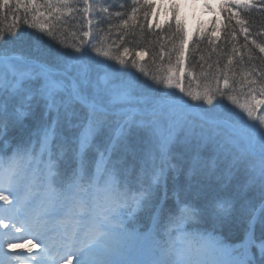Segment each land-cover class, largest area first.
Returning a JSON list of instances; mask_svg holds the SVG:
<instances>
[{
  "label": "snow or ice",
  "instance_id": "1",
  "mask_svg": "<svg viewBox=\"0 0 264 264\" xmlns=\"http://www.w3.org/2000/svg\"><path fill=\"white\" fill-rule=\"evenodd\" d=\"M78 2L44 0L41 5L39 0H15L17 8L30 7L39 16L44 15L41 7L48 9L50 16L62 9L82 12L89 26L93 24L90 14L109 13L108 6H95L89 0H82L83 8L74 7ZM8 3L9 0H3L0 8ZM144 3L149 9L153 7L150 0ZM256 3L257 0H223L220 4L228 13L229 26L235 20L244 34V47L250 39L249 29L240 18L241 13L233 9L243 11ZM259 4L264 9V0H259ZM171 9L179 36V47L174 46L179 66L183 63L187 33L178 16L179 4L173 2ZM132 11L135 13L136 9ZM123 24L127 26L128 21ZM40 31L53 35L45 25L40 26ZM90 34L91 27L83 32V37ZM230 35L234 40L235 27ZM21 39L16 32L0 29V130L7 126L9 117L17 122L26 118L34 103L43 102L46 114L54 113L55 118L43 126L40 155H34L31 147L21 146L8 157L0 156V264H16L20 259H28L31 264H56L61 250L68 264L73 257L75 264H264V233L259 242L255 234L258 223L264 229V115L260 114L264 106V79L247 81L250 99L239 103L227 90L230 87L227 72L223 74V88L219 86L220 77H216L215 88L206 86L197 92L186 89L171 69L166 76L149 77L135 58L129 65L124 56H113L102 43L90 46L87 39L65 45L72 50H57L51 59L20 56L3 48L4 43ZM251 43L264 53V45L256 40ZM233 51L238 50L234 47ZM128 52L124 48L125 55ZM139 55L137 52L136 56ZM112 60L121 68L109 65L111 71L105 70L104 76L99 77L98 67ZM129 66L149 77L152 83L141 80L135 73L125 77L123 69ZM260 75L264 77V73ZM157 85L178 89L182 95L176 92L155 95L154 92H159ZM257 94L262 99H257ZM225 98L240 110L234 117L221 115L224 111L221 102ZM10 101L15 102L11 112ZM141 101L144 107L140 106ZM198 101L210 107L192 103ZM117 106L126 109L121 113L124 123L117 134L105 136L109 114ZM194 107L200 111L194 114ZM162 120L179 128L183 138L178 139L172 132L164 135L160 130ZM62 126L74 130V134L58 137L57 128ZM134 129L143 132L145 144L139 149L137 179L141 188L130 196L117 180L118 169L111 163V157L122 148L135 158L137 149L128 143ZM54 141H58L56 147L61 154L70 155L73 160L74 167L67 178L60 177L52 159ZM178 143L183 149L180 152L175 151ZM93 151L97 154L96 171L89 174L92 164L89 153ZM45 152L46 162L41 160ZM240 172L243 181L238 177ZM181 176L183 185L176 183ZM169 179L174 184L179 213L169 215L161 228L163 207L156 193L164 188L167 195ZM253 188L259 190L260 208L249 207L243 213V238L238 244L187 231L188 223L205 215L217 220L230 218L238 200ZM181 192L190 193L191 199L185 196L180 200ZM210 192L216 194L210 197ZM99 193L104 194L103 198ZM141 210L149 212L150 219L158 225L156 229L139 233L125 226V216H134ZM21 231L39 240L37 244L27 241L32 244L27 257L9 251L23 247L10 239ZM148 241L151 246L146 248ZM32 248L39 251L32 254Z\"/></svg>",
  "mask_w": 264,
  "mask_h": 264
},
{
  "label": "trees",
  "instance_id": "2",
  "mask_svg": "<svg viewBox=\"0 0 264 264\" xmlns=\"http://www.w3.org/2000/svg\"><path fill=\"white\" fill-rule=\"evenodd\" d=\"M2 2L3 0H0V3ZM89 2L95 6L109 7L107 14L98 11L90 14L89 18L93 21L91 26L83 18V13L79 11L69 12L67 9H62L60 13L53 12L50 16L49 10L41 7L40 11L44 15L39 16L30 7L21 6L17 8L15 0H9L7 7L0 8V29L6 33L9 31L16 32L23 39L6 42L3 44V48L14 51L20 56L30 55L51 59L57 50H72L70 47L65 48V45L76 44L79 39H87L90 46H99L102 43L113 56H124L129 61V65L131 59L135 58L144 71L149 73V77L166 76L171 69L174 76L181 78L183 86L192 91H202L206 86L215 88L217 86L216 77H220L219 86L223 88V74L227 72L230 84L227 90L236 97L239 103L248 102L250 99L248 95L250 85L247 81L264 79L260 75V73H264V53H261L259 48L251 43L252 40H256L257 44L264 45V9L261 8L259 0L250 9L243 11L233 9L234 12L239 11L241 13L240 18L246 21V27L249 29L250 39L247 42V47H244V34L236 27L235 20L231 22V27L229 26L228 13L220 7L222 2L217 8H214L213 16L203 26L198 23L195 25V22L188 18L189 0H150L153 3L151 9L146 7L144 0H89ZM173 2L179 4L178 16L183 21L187 33L183 63L179 66L177 65V54L174 51V46L179 47V36L176 34V26L173 21L171 9ZM39 3L43 5L44 0H39ZM83 6L82 0L74 5L77 8H83ZM133 8L136 9L135 13L132 11ZM116 12H120L122 15L116 16ZM145 13H147V17H145ZM57 16L59 19L56 18ZM97 20L101 22L96 23ZM123 21H128L127 26L123 24ZM41 25L51 28L53 35L48 36L46 31L41 32ZM89 27H91V34L88 38H84L83 32L88 31ZM233 27L236 28L234 40L230 35ZM213 28L215 30L209 31ZM201 29L203 31H200ZM38 36L42 39L37 40L36 37ZM210 37L212 38L211 43L209 42ZM234 47L238 51H233ZM124 48L129 49L127 55L124 53ZM137 52H140L141 55L136 56ZM91 54L95 55L94 53ZM229 59H231V64H229ZM109 65L114 68H121L115 60L108 61L98 67L97 75L103 77L105 70L111 71ZM225 65L228 67L225 68ZM131 73H135L141 80L149 84L152 83L149 77H144L137 69L130 66L123 69L125 77ZM155 88L159 89V92L153 93L155 95H162L166 92L180 94L178 89H168L164 85H157ZM5 97H7V93H5ZM257 99H262V97L257 94ZM192 103L202 105L203 108L210 107L204 105L202 101ZM221 103L224 108L221 115L234 117V114L240 111L226 98ZM14 104V101L9 102V112L13 110ZM140 106L144 107L143 101L140 102ZM193 109L194 114L200 111L199 108L194 107ZM125 110L121 106L112 110L108 117L105 136L118 133L119 127L124 123L121 113ZM260 114L264 115V106L261 107ZM54 118V113L51 116L46 114L43 102L34 103L33 110L22 121L17 122L9 117L7 126L0 130V156L8 157L17 147L21 146L31 147L34 155H40L43 126ZM160 130L164 135L172 132L178 139H182L184 135L179 128L170 127L167 120H162ZM73 134L74 130L70 131L67 126L57 128V136L60 138H68ZM103 142V138H101L100 143L103 144ZM57 143L58 141L53 142L52 159L57 164L60 177L67 178L74 167V163L70 155L61 154L56 147ZM128 143L132 148L137 149L135 158L131 152H125L121 148L112 154L111 163L116 164L118 169L117 180L122 190H126L131 196L135 195L141 188L137 175L139 149L143 148L145 144L143 132L134 129L128 138ZM182 150L178 143L175 151L180 152ZM96 159L97 154L94 151L89 153V160L92 161L89 174H94L96 171ZM41 160L44 162L48 160L47 152L43 154ZM121 161L123 163H120ZM101 175L103 176V173ZM238 177L243 181L242 172L238 173ZM176 183L183 185L184 178L181 176ZM173 188V181L169 179L166 189L167 195L165 196L164 188L156 193V199L159 205L163 207L159 225L161 228L169 215H178L179 213V204ZM215 194V192H210L209 196ZM98 195L103 198L104 194L99 193ZM185 196L191 199V194L184 192L180 193L179 199L183 200ZM260 204L259 190L253 188L249 190L247 196L238 200L235 212L230 218L217 220L205 215L195 222L188 223L186 225L187 231L204 237L215 236L233 245L238 244L243 238L241 225L243 213L249 207L259 209ZM125 226L139 233H147L158 227L150 219L147 210H141L131 217L125 216ZM262 233H264V229L258 223L255 232L258 242ZM150 246L151 241L146 242V248Z\"/></svg>",
  "mask_w": 264,
  "mask_h": 264
},
{
  "label": "rangeland",
  "instance_id": "3",
  "mask_svg": "<svg viewBox=\"0 0 264 264\" xmlns=\"http://www.w3.org/2000/svg\"><path fill=\"white\" fill-rule=\"evenodd\" d=\"M221 2H223V0H189L188 18L194 21L195 25L196 23H198L199 25L203 26L207 22H209L210 18L213 16L214 8H217ZM206 4H210L211 7H206ZM10 239L12 243L23 245L22 248L9 250L14 255L19 254L21 257H27L30 255L27 251L28 248L32 247V245H29L27 243L29 239L33 240L36 244L39 243V240H37L31 235L24 233L23 231L14 233ZM19 239H22L24 241H22L21 243ZM37 249L38 248H32V254H35L37 252ZM59 256L60 258L57 259L56 264H68V262L63 259L64 250L60 251ZM16 264H31V261L28 259H20L16 261ZM71 264H75V257L72 258Z\"/></svg>",
  "mask_w": 264,
  "mask_h": 264
},
{
  "label": "bare ground",
  "instance_id": "4",
  "mask_svg": "<svg viewBox=\"0 0 264 264\" xmlns=\"http://www.w3.org/2000/svg\"><path fill=\"white\" fill-rule=\"evenodd\" d=\"M20 240V242L22 243V241H24V240H22V239H19Z\"/></svg>",
  "mask_w": 264,
  "mask_h": 264
}]
</instances>
